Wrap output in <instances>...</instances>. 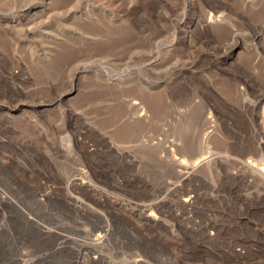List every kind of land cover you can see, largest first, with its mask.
Here are the masks:
<instances>
[{
	"label": "rangeland",
	"instance_id": "1",
	"mask_svg": "<svg viewBox=\"0 0 264 264\" xmlns=\"http://www.w3.org/2000/svg\"><path fill=\"white\" fill-rule=\"evenodd\" d=\"M18 1L0 0V264H264V0L4 15Z\"/></svg>",
	"mask_w": 264,
	"mask_h": 264
},
{
	"label": "bare ground",
	"instance_id": "2",
	"mask_svg": "<svg viewBox=\"0 0 264 264\" xmlns=\"http://www.w3.org/2000/svg\"><path fill=\"white\" fill-rule=\"evenodd\" d=\"M73 1L74 0H19L17 5L15 4V7L12 5V9H9L8 13L4 14V15L10 16V17L19 16L22 19H29L33 16H37V15H40L43 13L47 14V13L51 12L53 9L57 8L58 6H61L62 4L65 6H68L71 3H73ZM190 27H189V30H191V32L194 31V26H192L191 28ZM119 95H121V93H119ZM131 104H132V107L135 111V113H134L135 117H137L140 120V121L137 120L136 122H138V121L141 122L142 119L147 116V110H145L143 107H141V105H139V103H137V102H132ZM203 145L204 146L202 149H204V151H205L206 146H205V144H203ZM165 149L168 153H170V156L173 159L176 157L175 160L177 162L174 163V169L180 168L179 170H177L179 173L178 175L183 176L186 173V172H184V170L188 168L187 162L185 160H182V159L179 160V158H177V156H175L178 149H176L174 147L170 148V145L167 146ZM198 154H200V153H198ZM202 154H204V153H202ZM196 164H198V163H196ZM261 182H264V179L261 178ZM188 201L189 200H186L185 202H188ZM92 243L96 245V244L101 243V240H95Z\"/></svg>",
	"mask_w": 264,
	"mask_h": 264
}]
</instances>
